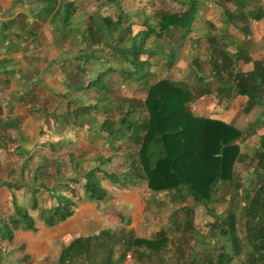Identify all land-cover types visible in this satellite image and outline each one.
Here are the masks:
<instances>
[{
    "label": "trees",
    "instance_id": "trees-1",
    "mask_svg": "<svg viewBox=\"0 0 264 264\" xmlns=\"http://www.w3.org/2000/svg\"><path fill=\"white\" fill-rule=\"evenodd\" d=\"M26 1L41 2L40 16H50L52 23L58 22L61 16L63 28L67 27L70 16L79 12L77 0H14L11 13L15 5ZM142 1V6L134 8L120 5L114 18L101 15L100 23L94 22V12L97 11L87 15V24L78 41L82 46L79 54L83 60L73 64V70L82 83L76 85L69 82L71 72L62 80L67 87L80 93L100 85L104 97L94 102H75L74 107L63 114L45 110L41 113L52 119L58 130V139H45L38 145L55 151L76 144L78 137H85L87 132H96L108 143L112 153H99L96 166L88 169H83L85 160L69 153V162L75 176L62 174L61 161L57 157L49 159L42 156V162L21 164L19 182H2L0 186L8 189L27 188L31 192L34 208H38V220L46 226L55 225L71 216L82 200L81 193L97 204L105 202L110 197V187L106 184L130 188L144 181L149 193H167L170 203L188 200L186 204L171 210L167 216V225H162L149 237L136 235L133 229H129L128 236L124 237L120 232L123 228L115 232L106 227L97 233L77 236L63 245L54 264H122L128 252L130 258L140 264H152L154 256L164 260V252L177 253L178 264H264V133L258 136V143L247 155L238 140L253 135L256 129L244 132L235 124L220 118L195 114L189 107L191 102L204 95L211 93L221 99L223 95L235 91L236 95L247 97L245 112L261 107L253 123L258 126L257 129L264 127V63L255 61L252 70L241 73L236 70L238 59L242 56L240 53L213 50L207 55L209 69L213 73L210 77L191 67V80L169 77V72L158 78L154 69H171V64L179 57L177 52L162 51L160 45L156 47L160 51L156 52L146 47L152 34L156 33V23L150 22V19L152 16H162L157 23L161 33L170 34L167 30L175 32L179 29L186 34L191 29L194 16L198 14L201 0H174L183 9L172 12L164 11L161 6L166 0ZM156 1L160 5L155 6ZM240 13L228 11L225 22L227 19L233 22L242 16ZM250 13L258 19L264 15V10L255 8ZM135 23L143 27L134 29L132 25ZM170 25L173 27L170 28ZM25 31L31 32L30 29ZM114 31L117 34L112 36ZM14 37L17 38L18 33ZM10 40L14 41L13 38ZM15 43H19L17 39ZM103 49L106 50L105 56H95ZM152 55H159L165 61ZM112 74L145 85L144 97H132L115 106V110L112 109L105 93L109 89L102 85L107 76ZM149 80L153 82L149 83ZM114 111L117 114L115 117L110 115ZM15 125L19 129L20 122L16 115L0 116V131ZM41 133L50 137L49 133L42 130ZM21 135L24 141L28 140L25 135ZM4 138L0 134V147L5 149L8 141ZM17 151L27 154L26 161L33 156L23 145L18 146ZM117 154L124 155L121 158L123 167L118 172H109L104 165L117 161ZM245 159H248L247 169L255 183L253 188H242L245 196L238 214L244 221V229L241 227L243 234L239 235L234 206L223 214L215 212L211 204L222 200L218 197L222 185L241 188L240 183L234 179V166ZM25 170L29 172L28 175H23ZM49 178H52V182ZM40 189L48 192L50 206L38 205L35 193ZM144 200V207L149 211L153 201L147 198ZM10 203V209L3 211L0 216V262L7 259L3 249L8 250L9 254L24 249L22 245L12 248L16 231L36 229V218L17 202L15 196H12ZM156 203L160 205L162 202ZM197 206L206 208L213 217L210 228L216 229L215 235L200 231L194 225L193 216ZM117 215L121 217L123 225L129 222L124 220L122 214ZM188 241L193 246H201L202 252L204 247L206 252L197 254L195 248L187 244ZM2 243L9 246H1ZM184 243L189 253L183 249ZM210 243L211 247L207 248L206 244ZM27 259L28 256L23 254L21 260L25 262Z\"/></svg>",
    "mask_w": 264,
    "mask_h": 264
},
{
    "label": "rangeland",
    "instance_id": "rangeland-1",
    "mask_svg": "<svg viewBox=\"0 0 264 264\" xmlns=\"http://www.w3.org/2000/svg\"><path fill=\"white\" fill-rule=\"evenodd\" d=\"M122 1L123 0H99V2H97L96 0H77L79 4L78 11L81 12L83 10L85 11V13L84 14L81 13L78 16L74 15L75 18L73 24L75 30L80 31L79 28H83L84 26H86L84 17L94 11H97L94 12L95 16H93L95 23L96 22L100 23V18L102 17L101 15H109L112 18H114L117 12L119 11V6L121 5ZM95 2L99 3L100 5L97 6ZM12 5H14V3H12ZM125 5H127L128 7L130 6V4H125ZM38 6L39 3L33 1L32 2L26 1L23 4H17L14 7V12L20 10V13L23 14L24 16H31L30 18H33V22H37L36 16H38L39 19L42 22H44L42 19L43 17L40 16L41 11L39 12L40 9L38 8ZM31 8L33 9L36 8V9L33 10ZM28 9H30L32 13L27 11ZM198 10H199V5H198ZM13 13L11 14V11L9 12L10 15H13ZM21 14H18L17 16H22ZM126 14L133 16L131 13H126ZM10 15H4V16H10ZM43 24L47 25V23H43ZM71 25L72 24H70V26ZM155 25L157 26V24ZM134 27L139 28L142 26L135 25ZM62 33L63 32L61 30H58L59 35ZM51 34L52 37L49 39L46 38L45 36L43 37L37 36L35 39L28 40L30 38L29 35L30 36L32 35L30 32H26L21 37L22 38L21 44L23 43V47H27L28 52H30V50H32L33 53L40 52L43 55L41 59L45 62L46 65L51 64V62L53 61L52 63L54 65L52 68H49L47 70L48 73L56 69L55 72L57 74H61L63 77L67 78L69 72H71L69 82L79 85L80 83H82V80L73 70V64L76 62L79 63L80 60H83L82 56H80L79 54L81 46H79L80 44L78 43V41L80 38L78 37L71 40L72 37L71 34H67L65 36L60 35V37L63 38L62 41L60 42L56 38H54L55 33H51ZM116 34L117 31L112 32V36H115ZM90 47H91L90 50H92V46ZM185 47L187 48V45ZM197 49L199 52H201V48H197ZM243 49L247 54L250 53L249 50L250 48L247 47L246 49L244 46ZM69 50L71 52L70 54L68 53ZM56 53L58 55H62V57L57 56ZM185 53L186 52L184 51L183 52L184 56H186ZM196 53L194 55L193 54L189 55L188 63H191L194 66L198 67L201 71L204 70L208 72L209 71L208 65L206 63L208 54L206 55L204 52L203 53L201 52V54L206 55V60H205L200 58L199 55H196ZM102 54L103 56L106 55L105 49H103L102 52L98 51L95 56ZM152 57L163 60L162 57L159 55H152ZM67 59H71L72 62H69V60ZM182 60L183 61L180 62L177 61L175 63V65L179 66V68L181 69L180 72H178V70H175L174 72L172 71V69L159 67L158 69H154L156 71L155 73L157 77L159 78V76H164L169 72L170 73L169 77L176 76V79L178 78L185 79L188 76L190 78L189 80H191V76H189L186 66L184 67L186 59L182 58ZM27 61L33 64L32 61L29 60ZM262 62L264 63V59L262 60ZM173 64H171V67ZM12 67L18 71V68L16 67V63L12 64ZM31 67L34 66H30V68ZM36 73H38V71ZM36 73L34 74V71H29V68H27L26 71L23 70V74L20 80L13 81V83L10 86L7 87L4 86L6 88L0 90V96L1 94L5 93L4 98L0 97L1 114L4 113L5 115L8 114L12 116L16 115V117H18L20 122V127L18 126L19 129L16 127L17 125H15L14 127L12 126V128L7 127L4 130L0 131L2 138H4L5 135V138L3 140L8 141L5 149L0 147V183L14 182V181L19 182L21 177V172H20L21 164L25 162L28 165L29 164L34 165L35 163L42 162V158H43L42 156H46L49 159H53L57 157L61 161L62 174H65V176H73V175L75 176L74 171L72 170V167L69 162V156H68L69 153H73L76 156L79 155L81 157V160L83 159L85 161H88L87 163L83 161V165L85 166V168L83 169H88L96 166L97 164L96 157L98 152L100 154L112 153L111 149H109L108 147L109 145L107 142H103L104 145L103 147L101 146L98 147L88 143L89 141L83 142V140H81V137H78V141L76 144L69 145L55 151L48 149L46 146L38 145L40 141H43L45 139L49 140L50 138V140H56V138H58L56 131L54 130L55 131L54 132L52 128L54 126L52 119L49 118V116L47 117L46 115L42 116L41 115L42 110H45L49 113L63 114L69 108L74 107L73 103L75 102H80V103L83 101L94 102L96 99L104 97L105 94L102 93L103 89H99L101 87L100 85L93 86L91 89L84 91V93H80L79 91L72 89V87H67L65 83H63L58 78L54 79L51 77L48 78L43 77L38 80L36 79ZM26 81L27 82L29 81V83H26ZM151 82L153 81L149 80V83ZM102 85L109 89V91L105 93L107 95L108 101L112 109H114L115 106H119L120 104H123L132 97L143 98L146 91V86L143 85L142 83L140 82L136 83L129 80H124L118 74H112L107 76L104 82H102ZM214 85L216 86V84ZM197 100H198L197 102L198 105L196 102H193L194 104L191 103L189 106L190 109L195 114H198L200 110L201 111L203 110L204 115H206L207 110L210 109V107L212 106L211 105L212 102L210 101V99L204 96L202 98H198ZM222 104L225 105L224 102H222ZM245 105H246V101L240 99L239 97V100L236 102V107L234 106L229 111V112L235 111L236 115L233 118L226 115L224 116V118H227L228 120L232 119L231 122L244 132H247L252 128L256 129V132L253 135L247 136L245 139L238 140V142L241 144L243 151L246 152V154L248 155L252 152V149L258 143V136L264 133V127L262 126L257 129L258 126L253 123V121H255V119L259 115L261 111V107L257 106L251 109L249 112H245V110H243ZM232 106L233 105H231V107ZM218 110L219 107H216V111H213L210 116L217 118ZM238 110L240 111V113H238L239 112ZM5 115H1V116L4 117ZM110 115L115 117L117 115L116 111L111 112ZM25 119H27L28 121L27 123L25 122ZM41 130L45 133H49L50 137L47 138L46 134L41 133ZM21 133L25 135V137H27L28 139L27 141H24L20 137L22 136ZM6 135L8 136L6 137ZM96 136L97 138H100L98 134H96ZM20 145H23V147L29 149L33 153V156L28 161H26L27 154H22L17 151V147ZM105 146H107V148ZM116 156L118 157V158L116 157L117 161L104 165V168L109 170V172L110 171L118 172L123 167V164L121 165V162H123L122 159L124 158V155L117 154ZM86 157L89 159H87ZM248 165H249L248 159H245L243 160V162H237L234 166V179L240 183L241 188L222 185L218 191V197L222 198V200L219 199V201H215L211 204L215 212H219L223 214L228 212L234 206L233 212H235L236 218L238 220L236 229L238 230L239 235L243 234V230L241 229V227L244 229L243 226L244 221L239 218V214H238L239 208L242 206L245 196L244 192L242 191V188L243 187L253 188L255 183V180L252 177L253 175H250L249 169H247ZM28 173L29 172L25 170L23 172V175H28ZM49 179L50 182H52V178ZM105 180L104 182L107 183V181ZM106 185L108 186V188L111 186V184H106ZM1 187L2 188L4 187L5 191H3L2 195L0 196V216L3 211L10 209L11 207L10 202L12 196H15L17 202L25 206L29 210V212H31L32 215L36 218V222H37L39 211L37 207L34 208L32 204L33 203L32 198L30 195L31 192L28 191L27 188L22 187L18 189H13V188L8 189L5 186H1ZM137 187L139 192L142 193V199H140L141 206H143L145 202L144 200L145 198H147L148 200L151 199L153 201V203L150 205L151 207L149 211H146V209L145 210L142 209L141 212V208H140L139 211H137V214H139L140 216L132 217V219H130V216L128 217V215H130V212L124 211V209L118 206H116L114 209L112 208L111 209L112 212L111 211L108 212L109 214H112L114 217L115 213H119L123 211L122 215L127 217L125 221L127 222V219L129 220V222L125 225H123L124 223L122 224L120 223L121 225L119 223L116 224V221L114 220H111V222L109 223V226L113 228V231L115 232H118L121 230V228H123V230L120 232H122L121 235L124 237L128 236V230L131 229L132 227L133 228L135 227V230L134 229L133 230L136 235L148 236V237L151 236V234L157 231L162 225L163 226L167 225L168 222L167 216L171 210H173L175 207H178L180 204H186L188 202V200H185L182 202L170 203L168 201L169 196L167 193H157V194L149 193L144 181H140V183L137 184ZM59 190H62V188ZM35 194L37 201L39 203L38 205H42V206L51 205V202L49 201L48 198V192L46 190L40 189ZM86 200L88 201L87 198ZM156 201L162 203H160L159 205V203H156ZM133 212L136 213L135 210ZM213 220H214L213 217L206 211V208H204L203 206H197L195 208L193 221H194V225L200 231L207 232L210 235L211 234L215 235L216 229L210 228V223ZM39 223H41L40 220L37 222V225H40ZM34 232L35 230L32 231V233ZM19 242L20 241L18 239L17 240L15 239L14 247L12 248H17V244H19ZM188 243L193 246V244L190 243V241H188L187 244ZM1 246L8 247L9 245L2 243ZM184 246L185 248L183 247V249L185 250V252L189 253L185 243ZM206 246L207 248L211 247V243L206 244ZM193 247L195 248L197 254H202L206 252L205 251L206 249L204 247H203V252L201 246H193ZM3 251L4 253H7V259L2 260L0 264H54L55 261V260L46 261L44 258L43 260L35 263L32 260L29 262L28 261L24 262L23 260H21L22 250L21 251L16 250L14 251L15 253L13 252L10 254L8 253V250L3 249ZM185 252L184 255L186 256ZM128 253L130 254V252ZM56 254L59 255L58 252ZM116 255H118V253H116ZM152 258H153L152 264H167L166 261L169 262L170 264H176L178 262L177 261L178 256L177 253L175 252H164L163 259L165 261L159 259L157 256H154ZM122 264H140V263H137L132 258L125 256V259ZM144 264H146V262Z\"/></svg>",
    "mask_w": 264,
    "mask_h": 264
},
{
    "label": "crops",
    "instance_id": "crops-1",
    "mask_svg": "<svg viewBox=\"0 0 264 264\" xmlns=\"http://www.w3.org/2000/svg\"><path fill=\"white\" fill-rule=\"evenodd\" d=\"M13 2L14 0H0V90L5 89L7 86H10L13 81L20 80L23 74V70L26 71L27 68H29V71H34V74L38 71V73H36V79L38 80L43 77H51L54 79L58 78L63 82L62 79H64L65 77H63L61 74H57L55 72L56 69L49 73L47 72L49 68L53 67V61L51 62V64L46 65L45 62L41 59L43 55L40 52L33 53L32 50L28 52L27 47H23V43L21 44V37L24 33H26L25 30L30 29L32 32H30L32 36L29 35L30 38L28 40L35 39L37 36H45L49 39L52 37L51 33H55L54 38H56L60 42L63 39L60 37V35L65 36L67 34H71V36L73 37H71V40H73L74 38L80 37V34L84 30L85 26L83 28H79L80 31H76L73 24L75 16H70L69 20L67 21V27L63 28V25L61 23V16L59 17V20H57L58 22L52 23L50 22V16H42L44 22H42L38 16H36L37 22H33V18H30L31 16H17L18 13H20V10L15 11L13 15H10L9 12ZM33 2L39 3L38 8L40 9V12L42 9V3L39 1ZM162 3L163 4L161 6L163 7L164 11L168 10L172 12L175 10L180 11L183 9V7H181L176 1L174 2V0L173 2L172 0H166ZM122 4L123 6H127L125 4H130L129 7L134 8L142 6L144 2L142 0H123L121 2V5ZM154 4L155 6L158 4L160 5V2L156 1L154 2ZM255 8L264 10V0H201V2H199V10L197 14L198 17L194 16L191 29L186 34L181 32L179 29L175 32L167 30L170 34L161 33L157 25L155 26L156 33L152 34V36L146 43V47H150L154 52H156L160 51L158 48H156L158 47V45H160L162 46L161 50L164 52H177L179 57L177 61H183L182 58L186 59L184 67L186 66L187 72L191 77L193 73L192 68H199L191 63H188L189 55H194L197 52L196 55H199L200 58L206 60V55L213 50H216L214 52H217L218 50H226L228 52L236 51L237 53H240L242 55L238 59L236 70L241 73H246L253 69V62H262V60L264 59V15L258 19L253 18L250 12ZM27 11L32 13L30 9H28ZM228 11H234L237 14L242 11L243 13H240L242 14V16L237 17L233 22L228 21V19L225 22L224 18H226V14ZM81 13L84 14L85 12L82 10ZM81 13L78 12L76 15L78 16ZM139 17L142 18L143 16ZM161 17L162 16H152L150 22L157 24ZM133 19L137 20L136 17H133ZM84 20L85 24H87V16L84 17ZM26 22L28 24H25ZM43 23H47V25ZM70 24L72 25L70 26ZM136 24L138 23L132 25L134 29H136V27H134ZM19 27H22L24 30L21 31V28ZM171 27L173 26L170 25V28ZM140 28L141 27H139L138 29ZM219 28L224 29L220 30ZM58 30H61L63 33L59 35ZM158 32L160 34H157ZM17 33L18 37L15 38L14 34ZM11 38H13L14 41H11ZM16 39L19 42L18 44L15 43ZM185 44L187 45V48L185 47ZM244 46L246 49L247 47L250 48L249 54L244 51ZM197 48H201V52H204L206 55L201 54V52H199ZM184 51L186 52V56H184L183 54ZM68 53H71L70 50ZM56 55L62 57V55H58L57 53ZM26 59L32 61L33 64L28 62ZM67 60H69V62H72L71 59ZM160 61L164 62L165 59ZM177 61H175L171 67L172 71L174 72L175 70H178V72L181 71L179 66L175 65ZM80 62H82V60H80ZM14 63H16L18 71L12 67V64ZM206 63L208 65L209 71H202L207 74V77H210L209 75L213 73L210 72L208 60ZM30 66H34L36 68H30ZM187 79L189 80L190 78L187 76ZM26 83H29V81H26ZM216 86L214 85V87ZM234 92H232L230 95H223L224 98L221 99L215 98L214 94L211 93L208 95H204V97H207L212 102V106L207 110V114L205 116L211 117V113L213 111H216V107H219V112L217 111V118L232 123V119L228 120L227 118H224V116L228 115L229 117L233 118L236 115L235 111H229L234 106L236 107V102L239 100V97L240 99H243L247 102V97L245 95H236ZM4 96L5 93L1 94L0 97L4 98ZM193 102L197 103L198 100L196 99ZM222 102H224L225 105H223ZM231 105L233 106L231 107ZM203 112V110H200L198 112V115H204ZM238 113H240V111ZM1 115L5 114L0 113V116ZM27 119H25L26 123L28 122ZM52 128L53 131L55 130L56 134L58 135V130L55 129L54 126ZM95 133L88 134L87 132L86 138L81 137V140H83V142L89 141L88 143L92 144L93 146L103 147L104 141L101 138H97ZM84 162L87 163L88 161ZM3 191H5V188H2L0 186V196L2 195ZM109 193L110 197L105 202L98 204L92 201L89 202L90 200L87 201L86 197L81 193L82 200L78 202L73 214L65 220H62L52 226H46L42 221L41 223H39L40 225H37V222L39 221L37 220V228L35 229L34 233H32V231L34 230L16 231L14 241L15 239H18L20 242L19 244H17V247L19 245H22L24 247V249L22 250V255H27V261L29 262L32 260L34 263L39 262L44 258L46 261L56 260L58 256V254L56 253H59V249L63 245H67L73 238L77 236H85L97 233L100 229L106 227L111 228L109 226L111 220L116 221V224H122L121 217H119L117 213H115L114 217L112 214L108 213L112 208L114 209L116 206H118L124 209V211L130 212V215H128V217L130 216V219L135 216H140L139 214H137V211H139L140 208L141 212L142 209L145 210V202L143 206H141L140 203V199H142V193L139 192L137 185L130 188H117L111 185L109 188ZM134 210L136 211V213L133 212ZM122 213L123 211L119 212L120 215ZM126 218L127 217H125L124 220H126ZM131 229L135 230V227H132ZM14 241L12 247H14ZM126 257L130 256L126 255Z\"/></svg>",
    "mask_w": 264,
    "mask_h": 264
}]
</instances>
